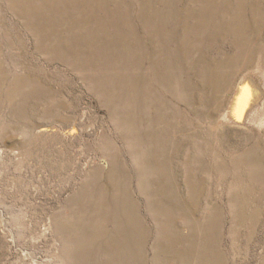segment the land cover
<instances>
[{
  "label": "rangeland",
  "instance_id": "rangeland-1",
  "mask_svg": "<svg viewBox=\"0 0 264 264\" xmlns=\"http://www.w3.org/2000/svg\"><path fill=\"white\" fill-rule=\"evenodd\" d=\"M0 264H264V0H0Z\"/></svg>",
  "mask_w": 264,
  "mask_h": 264
},
{
  "label": "bare ground",
  "instance_id": "bare-ground-1",
  "mask_svg": "<svg viewBox=\"0 0 264 264\" xmlns=\"http://www.w3.org/2000/svg\"><path fill=\"white\" fill-rule=\"evenodd\" d=\"M251 80H252V79H251ZM242 90H243V89H242ZM242 90H241V91H242ZM259 90H260V89H259ZM248 92H250V90H249ZM257 92H259V91H257ZM243 95H246V94H243ZM241 101H242V100H241ZM258 103H259V102H258ZM226 115H227V114H226ZM254 116H255V115H254ZM254 116H253V117H254Z\"/></svg>",
  "mask_w": 264,
  "mask_h": 264
}]
</instances>
